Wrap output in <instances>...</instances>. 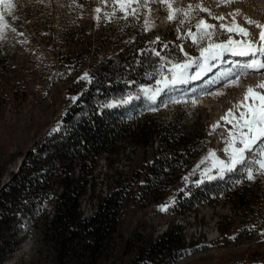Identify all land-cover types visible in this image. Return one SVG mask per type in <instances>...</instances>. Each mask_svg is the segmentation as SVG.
I'll return each mask as SVG.
<instances>
[{
	"label": "rangeland",
	"instance_id": "374dc122",
	"mask_svg": "<svg viewBox=\"0 0 264 264\" xmlns=\"http://www.w3.org/2000/svg\"><path fill=\"white\" fill-rule=\"evenodd\" d=\"M10 3L11 8L0 5L6 20L0 30V57L8 56L6 61L0 63L2 183H7L17 171L23 152L60 120L67 99L65 87L69 79L63 56L68 52H72L75 57L80 54L75 58L73 67L85 73L106 59L118 63V52L127 39L133 40V35L125 34L129 26L126 20L131 18L135 25L142 21L141 28L145 31L146 41H163L164 44L171 43L174 48L179 46L188 65L185 69L192 65L194 67L190 70L192 74L209 56L208 52L201 55L202 48L223 44L235 50L239 42L257 38L258 28L248 24L246 19L264 24V2L260 0H173L177 9L187 10L191 5L189 16L177 14L175 21L168 20L166 5L158 0H148L146 7L134 5L138 8L136 14L127 17L118 5L115 6L116 14L112 16L114 5L111 2L105 4L104 0H10ZM198 4L209 11H201L197 8ZM97 8L101 12L98 13ZM154 15L157 16V26L151 28L147 19ZM201 19L215 25L211 36H201L200 30L195 27ZM233 20L235 23L238 21L251 35L245 37L237 34V31L228 32L220 27L223 24L232 28L235 24ZM230 37L234 43L229 45ZM256 43L261 44L257 39ZM235 58L242 59L243 56L235 54ZM173 65L180 64L169 63L168 72L161 71V81L171 80L173 72L178 71ZM185 69L182 78L175 84L170 82V86L159 96L156 91L160 85L154 91L144 89L143 101H149L150 104L163 102L165 113L162 120L167 123L176 118L178 113L192 131H204V150L190 164L189 171L178 176L175 185L164 195L166 202L160 203L158 209L146 207L149 197L130 199L122 217L121 230L125 236L154 233L157 237L169 225L179 224L183 227L187 244H190H186L183 256L174 264H264V170L260 169L259 163H248L260 157L254 152V156L247 155L245 164L237 165L234 171H229L228 166L225 168L219 163L230 165V142L240 147L239 141L243 138L241 133L245 136L248 133L247 129L235 128L221 119L229 109H235L234 106L243 99L246 89L233 86L230 80L214 85L204 81L196 84L193 94H189L192 90L188 88L190 83L184 84L185 73L188 72ZM228 69L224 67L221 73ZM217 89L222 92L218 93ZM217 120L221 123L214 129L213 124ZM260 147L264 148V144ZM155 149L156 144L148 149L147 156L150 159ZM138 159L140 162L144 160L142 149L138 152ZM127 164L122 161L117 166L125 167ZM249 166L253 172L252 180L247 179ZM235 175L244 176L251 188L255 186L254 194L258 193V200L253 207L242 209L222 197V194L218 198L212 196L207 203L197 206L195 213H182L176 207L180 199L190 197L193 181H197L194 187L198 188L202 187L204 181L216 184L215 179L222 182L224 177L227 180ZM221 184L215 189L220 190ZM241 186L243 181L239 180L238 187ZM172 191L177 196H172ZM179 192L182 195L178 196ZM134 200L137 204H134ZM83 207L85 215H91L92 207L87 198L83 201ZM162 207H166V210H162ZM23 224L30 230L27 238L2 264H31L37 261V236L31 230L29 220H24ZM116 259L117 255L110 262ZM40 264L49 263L44 260Z\"/></svg>",
	"mask_w": 264,
	"mask_h": 264
},
{
	"label": "trees",
	"instance_id": "16d2710c",
	"mask_svg": "<svg viewBox=\"0 0 264 264\" xmlns=\"http://www.w3.org/2000/svg\"><path fill=\"white\" fill-rule=\"evenodd\" d=\"M127 19L125 34L133 40L118 52V63L106 59L85 73L73 67L80 54L63 56L69 79L60 120L23 152L10 180H0V264L27 238L24 220L37 236V261L31 264H174L183 256L186 240L179 224L157 237L125 236L121 230L130 199L149 197L148 209L166 202L164 195L200 156L206 137L188 128L181 114L168 123L162 120L163 102L143 101L145 88L158 87L161 71L168 72L169 63L184 65L186 58L179 46L146 41L142 21L135 25ZM7 58L0 57V63ZM112 101L125 103L109 108ZM155 144L150 159L148 149ZM122 161L128 166H117ZM196 182L190 197L176 204L182 213H195L221 194L242 209L258 200L244 176L204 181L198 188ZM219 183L222 190L215 189ZM172 196L177 194L172 191ZM86 198L92 207L88 216Z\"/></svg>",
	"mask_w": 264,
	"mask_h": 264
},
{
	"label": "snow or ice",
	"instance_id": "6c2138e0",
	"mask_svg": "<svg viewBox=\"0 0 264 264\" xmlns=\"http://www.w3.org/2000/svg\"><path fill=\"white\" fill-rule=\"evenodd\" d=\"M111 2L114 5L113 12L111 13L112 16L116 14V7L119 6V10L122 12H125L126 17L127 15H135L138 8L134 5H139L142 7H146L148 4V0H104V3L107 4ZM159 3H163L166 5V8L168 10V20L169 21H175L177 18V14H182L183 16L187 17L189 16L191 12V5L188 6V9H177L174 7L173 0H158ZM227 2H232V0H227ZM0 5H6V7L11 8L10 0H0ZM197 8H199L201 11H209L206 8H203L202 5H197ZM96 11L99 13L101 12L100 8H97ZM210 14V13H209ZM236 14H239V9H237ZM125 17V18H126ZM0 19H3V12H0ZM99 19V16L97 17ZM216 19L222 20L223 17H216ZM183 22V21H182ZM246 22L248 24H253L257 28H259L261 31L259 33V40L261 42V45H264V24H260L257 21L246 19ZM233 23H235V20H233ZM195 27L200 30L201 36H211L212 35V29L215 27V25L208 24L206 20L201 19L199 20ZM220 27L225 28L228 32L237 31V34L243 35L245 37H248L251 35V33L248 32L247 29L244 27H241L240 25H236L235 28L228 27L226 25L221 24ZM191 30H189V35L191 36ZM194 43L196 40L193 41ZM229 45L234 43V41L231 40V37L228 41ZM242 44H245V48H241L240 51L236 52L231 47H225L223 44L219 45H209L208 48H202L201 49V55L203 56L205 52L209 53V56L212 59L217 58L220 55V52L217 51V49H223L224 51H233L234 54L238 55H253L256 52H264V46H257L253 47V44L256 43V39L253 38L252 40H246L240 42ZM156 55H159L157 52ZM255 61H253L252 64H249L248 67H254ZM187 64L184 65H173L174 69H178V71L173 72L171 82L175 84L179 79L182 78L183 71L187 67ZM260 67L264 68V63L260 64ZM87 78V74H85V77ZM257 89H264V82H260L255 86V89L252 86H249L246 90V92L243 95V99L239 101L234 108L240 109L239 116H236V113L233 111V109H229L228 112L224 117L221 119L227 121L228 123L233 124V127L235 128H244L248 130L247 135L245 136L244 133H241V136L243 137L240 139V147H236L234 143L230 142V150H231V163L228 166V170L231 171L237 164H245V153H253L256 151V155L260 157L259 160H252L249 161V165L254 163H259L260 169L264 170V148H261L260 145L264 144V91H257ZM251 101V102H250ZM247 108L248 111L245 112L243 109ZM232 117V120H229L228 117ZM233 120H235V123H233ZM214 155V154H213ZM247 179L252 180L253 179V172L251 170V167H248L247 171ZM162 210H166V207H162Z\"/></svg>",
	"mask_w": 264,
	"mask_h": 264
},
{
	"label": "bare ground",
	"instance_id": "6f19581e",
	"mask_svg": "<svg viewBox=\"0 0 264 264\" xmlns=\"http://www.w3.org/2000/svg\"><path fill=\"white\" fill-rule=\"evenodd\" d=\"M260 1L264 2V0H260ZM0 12H1V9H0ZM5 23H6V20L4 17H3V19H0V30L5 26ZM147 23H148V26L151 28L156 27L157 26V16H155V15L149 16L147 19ZM236 25H240V23L238 21H236V23L232 25V28H235ZM260 31L261 30L258 28L257 38H255L257 40H259ZM259 42H260V40H259ZM245 47H246L245 44H242L239 42L237 44V46L235 47L236 48L235 51L238 52V51H240L241 48H245ZM218 51L220 52V55L217 58L212 59L210 56H208L207 59H205L201 63V65L195 71V73H196L195 78L199 79V78H203V77H207V76L210 77L212 71L217 72L221 68V66H224V67L229 68V69L227 71H225L223 74L220 72V74H222L221 75L222 78H225L226 81L230 80L231 84L235 87L244 88L247 90V88L249 86H252L255 89V86L258 83L264 82V68L260 67V64L264 63V52L258 58L257 57L248 58V55H239V56H243V58L242 59L241 58L236 59L233 51H224L223 49L218 50ZM224 56H226V57H224ZM231 58H233V59H231ZM253 61L256 62L255 66L254 67H248V65L252 64ZM237 62H239V63H237ZM233 63H234V65L231 66V64H233ZM243 65H245V66H243ZM213 72H212V74H214ZM185 75H186L184 77L185 79L183 78L184 82H188L190 80L192 81V78H194V75L191 76L190 74H188V72H186ZM170 82H171V80H169V79H167L166 81H161L160 87L157 89L156 93L160 94L166 87L170 86ZM171 84H173V83H171ZM257 91H264V89H257ZM217 92L221 93L222 90L217 89ZM122 103L124 104L125 102H121L119 104H122ZM114 104H115V102H114ZM243 110L245 112L248 111L247 108H245ZM233 111L236 113V116L238 117L240 109L235 108ZM228 119L232 120L233 118L230 116V117H228ZM220 123H221V121L217 120L213 124V128L217 129L218 126L220 125ZM247 132H248V130H247ZM247 155L249 157V156H252L253 153L250 154V153L246 152L245 158L247 157ZM219 163H220V165H222L225 168L227 166H229V164H227L226 162H219ZM186 244H187V242H186ZM188 244H190V242Z\"/></svg>",
	"mask_w": 264,
	"mask_h": 264
},
{
	"label": "water",
	"instance_id": "95a60500",
	"mask_svg": "<svg viewBox=\"0 0 264 264\" xmlns=\"http://www.w3.org/2000/svg\"><path fill=\"white\" fill-rule=\"evenodd\" d=\"M23 160H24V158H22L21 161L19 162V166H18V168L21 166Z\"/></svg>",
	"mask_w": 264,
	"mask_h": 264
}]
</instances>
